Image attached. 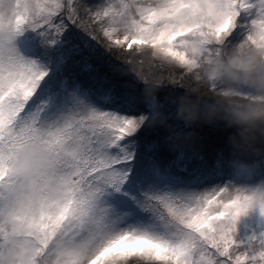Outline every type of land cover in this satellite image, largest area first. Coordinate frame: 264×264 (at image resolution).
Returning a JSON list of instances; mask_svg holds the SVG:
<instances>
[{
    "label": "snow or ice",
    "instance_id": "1",
    "mask_svg": "<svg viewBox=\"0 0 264 264\" xmlns=\"http://www.w3.org/2000/svg\"><path fill=\"white\" fill-rule=\"evenodd\" d=\"M203 4L225 43L253 29L264 36V0H15V52L0 55V183L21 150L42 144L56 154L68 179L58 210L35 224L45 247L63 234L92 241L90 264H264V230L242 237L238 227L250 210L264 216V166L234 170L232 130L212 124L228 133L225 147L212 166L191 167L203 156L173 144L191 133L168 96L147 100V81L139 97L121 91L125 68L94 43L93 24L112 45L184 63L174 21ZM149 128L160 135L142 143Z\"/></svg>",
    "mask_w": 264,
    "mask_h": 264
},
{
    "label": "clouds",
    "instance_id": "2",
    "mask_svg": "<svg viewBox=\"0 0 264 264\" xmlns=\"http://www.w3.org/2000/svg\"><path fill=\"white\" fill-rule=\"evenodd\" d=\"M220 6L223 0H213ZM161 7L167 0H148ZM15 0L0 11V55L15 52L11 25ZM31 7V4H27ZM207 4L200 12L183 9L174 21L183 31L179 50L186 62L161 57L182 69L185 94L171 100L177 118L190 128L197 124H222L231 129L227 145L234 170L264 166V36L253 29L245 38L228 44L208 28ZM219 23V21H216ZM153 55V50L148 49ZM159 53V49L155 50ZM142 50L141 53H144ZM175 84L174 77L168 78ZM164 79L148 81L145 98L155 100ZM154 124H166L157 117ZM178 133H174L177 135ZM68 177L56 154L42 144L26 148L10 161L8 177L0 183V264H90L94 245L88 237L58 234L41 244L35 224L43 214L55 213L66 194ZM230 194L226 193L225 198Z\"/></svg>",
    "mask_w": 264,
    "mask_h": 264
},
{
    "label": "rangeland",
    "instance_id": "3",
    "mask_svg": "<svg viewBox=\"0 0 264 264\" xmlns=\"http://www.w3.org/2000/svg\"><path fill=\"white\" fill-rule=\"evenodd\" d=\"M81 2H84V0H81ZM87 2L95 4L99 2V0H87ZM82 19L86 24H91V21L88 20L86 17H83ZM93 34L97 37V40L94 41V43L97 44L98 48L101 52H105L108 54L107 60L111 61L112 63H119L120 61L125 64L127 62L132 63V53L126 52V46L119 47L112 45L110 41L107 40L102 34V32L99 30V28H96L92 26ZM145 52L143 54H146L148 51L147 48L144 49ZM128 54V57L126 55ZM110 55V56H109ZM130 57V58H129ZM151 59H154L158 61L161 64H164V66L167 67H177V65H171L162 63L159 59L154 58L150 55ZM129 58V59H128ZM180 71H182L181 68H179ZM118 83L122 86L121 91L127 92L131 95H135L139 97V94L144 90L145 84H134L131 81L127 80L124 81L123 79H117ZM198 127H201V132H204V134H209V137H206L205 135H199L191 133V136H189L187 139L182 140L183 145H181L184 150L189 155H195L198 154L200 156H203V161L200 160H193V165L191 167H195L197 165H201L203 167H210L214 163L216 156H217V149L219 144H223L222 146H225V140L228 135L226 131H220V130H213L212 128L208 127L205 124H202ZM190 128H188L189 130ZM197 136V137H196ZM201 136V137H200ZM211 137V138H210ZM181 140H179L180 142ZM177 146H180L177 141L174 140ZM173 143V144H175ZM185 144V145H184ZM171 158V157H170ZM221 181L216 180L211 182L212 184L220 183ZM239 231L240 235L247 236L251 232H258L261 230H264V216H261L258 209L250 210L248 214L242 216L239 221ZM214 251V250H212Z\"/></svg>",
    "mask_w": 264,
    "mask_h": 264
},
{
    "label": "trees",
    "instance_id": "4",
    "mask_svg": "<svg viewBox=\"0 0 264 264\" xmlns=\"http://www.w3.org/2000/svg\"><path fill=\"white\" fill-rule=\"evenodd\" d=\"M92 26L98 28L94 24ZM126 52L132 53V63L127 62V64L126 63L124 64L123 61L122 62L120 61L119 63H116V62L113 63L116 65H122L125 68L126 73H127L126 75L122 77H117L116 79H123L124 81L129 80L134 84H145V81L147 82L155 81L157 79L163 78L165 81L164 85L159 87L156 95L157 94L167 95L169 100H172L177 97V93H184L185 91L184 87H181L180 85L182 83H185L186 81L181 80L182 71H180L179 68L164 66V64H161L158 61L151 59L150 54H148V52L146 54L138 53L136 51V46H134L133 50H127ZM107 56L108 54L105 53V58H107ZM126 57H128V54L126 55ZM169 77H174L176 80V83L175 84L170 83L168 80ZM171 106L174 107L173 105ZM200 125L202 124L194 125L190 127L188 131L190 133L194 132V134H197V136L203 134L206 137H209L210 136L209 134L207 135V134H204V132H201L202 130L201 127H198ZM159 135H160L159 132L155 128H149L140 133L141 142L143 143L148 140L157 139ZM173 143L175 142L173 141ZM177 143H179L180 146L183 145L182 140L180 142L177 141ZM174 145H176V143ZM222 145L223 144L221 143L219 144V146L221 147H218L217 149L218 152L224 149L225 146H222ZM164 155L168 156L167 153H165Z\"/></svg>",
    "mask_w": 264,
    "mask_h": 264
}]
</instances>
